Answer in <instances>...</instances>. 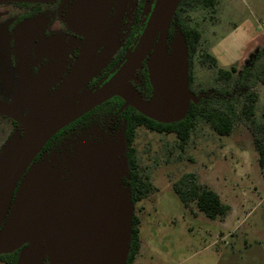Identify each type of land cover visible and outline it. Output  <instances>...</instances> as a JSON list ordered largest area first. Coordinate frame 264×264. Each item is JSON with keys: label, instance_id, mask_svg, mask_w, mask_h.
Masks as SVG:
<instances>
[{"label": "rangeland", "instance_id": "1", "mask_svg": "<svg viewBox=\"0 0 264 264\" xmlns=\"http://www.w3.org/2000/svg\"><path fill=\"white\" fill-rule=\"evenodd\" d=\"M215 1L213 9L199 7L189 14L202 34V51L215 57L222 69L236 67L241 72L260 67L264 63V0ZM179 36L176 31L169 52ZM160 45L161 38L155 50ZM194 74L196 84L203 89L215 86L216 68L198 58ZM250 84L260 96L255 119L263 123L264 84L253 80ZM7 127L6 119L0 117V150L7 138L16 147L24 137L8 132ZM124 144L123 136H118L82 148L76 159L63 166L58 160L43 163L66 185L71 202L74 187L87 180L90 168L99 165L92 182L115 200L121 195L118 179ZM135 148L141 168L156 187V192L133 206L141 220V249L135 264H264V174L245 123L240 122L229 137L200 124L184 149L173 135L139 128ZM3 159L0 154V163ZM185 173L196 174L200 184L213 189L230 207L225 218L210 220L195 205H182L172 185Z\"/></svg>", "mask_w": 264, "mask_h": 264}, {"label": "water", "instance_id": "2", "mask_svg": "<svg viewBox=\"0 0 264 264\" xmlns=\"http://www.w3.org/2000/svg\"><path fill=\"white\" fill-rule=\"evenodd\" d=\"M181 1H158L128 62L90 98L37 121L16 106L40 102L44 93L40 85L26 84L12 105L0 104V116L17 122L24 132L18 146L11 141L1 153L4 159L0 163V255L20 250L17 264H42L44 259L49 264H127L134 215L130 189L123 183V177L129 174L127 158H123L120 168L121 195L117 199L96 179V187L93 184L97 165L88 170L87 180L74 187L72 202L66 185L51 174L48 165L33 162L58 132L115 96L159 123H175L186 117L190 104L199 102L201 96L196 97L189 90L188 52L183 34L179 31L171 52L167 44L169 27ZM160 38L161 45L155 50ZM154 50L156 54H152ZM149 56L153 92L150 100L145 101L129 82Z\"/></svg>", "mask_w": 264, "mask_h": 264}, {"label": "flooded vegetation", "instance_id": "3", "mask_svg": "<svg viewBox=\"0 0 264 264\" xmlns=\"http://www.w3.org/2000/svg\"><path fill=\"white\" fill-rule=\"evenodd\" d=\"M158 1H0V100L5 101L2 104L12 105L26 84L40 85L44 88L40 102L16 106L37 121L90 98L128 62L149 26ZM172 21L168 46L179 31L170 36ZM150 58L147 57L129 82L143 99L146 81L141 70H147L151 84ZM129 108L132 107L115 96L92 109L62 129L65 131L59 139L46 151L45 146L33 165L58 160L63 166L67 160L76 159L82 148L95 147L118 136L124 139L127 121L122 113ZM3 118L8 132L24 134L17 122ZM8 141L9 138L3 143L0 154ZM14 202L15 197L12 206Z\"/></svg>", "mask_w": 264, "mask_h": 264}, {"label": "trees", "instance_id": "4", "mask_svg": "<svg viewBox=\"0 0 264 264\" xmlns=\"http://www.w3.org/2000/svg\"><path fill=\"white\" fill-rule=\"evenodd\" d=\"M215 5V0H182L176 9L170 31V36L175 30H179L184 36L188 52L189 90L196 97L201 96L199 102L190 104L188 114L183 120L170 124L153 121L134 108H129L128 112L122 113L127 121L124 139L129 168V174L123 183L130 189L133 205H137L156 192V187L153 185L150 176L141 168L138 160L135 140L139 128L158 134L173 135L178 141L180 149H184L200 124L208 126L221 137H229L236 126L243 122L248 126L251 133L254 148L258 155V163L264 174V122H258L255 119L256 105L260 96L254 86L250 84L251 80L253 83L264 84V63L254 69L247 67L241 72L236 67L222 69L218 67L215 57L202 51V34L198 27L192 24L189 14L196 8L213 9ZM197 58L202 64L216 68L215 86L209 91L196 84L194 64ZM141 72L146 81V89L142 90V94L144 100L148 101L152 96V86L147 70L143 69ZM64 131L51 139L44 151L58 140ZM172 188L185 208L195 205L198 211L210 220L223 219L230 211V207L222 201L213 189L199 183L194 173L183 174L173 183ZM140 225V218L134 214L127 264H135L140 253ZM19 253L20 250H17L10 254L0 255V261L5 264H17ZM42 264H49L48 259H45Z\"/></svg>", "mask_w": 264, "mask_h": 264}]
</instances>
